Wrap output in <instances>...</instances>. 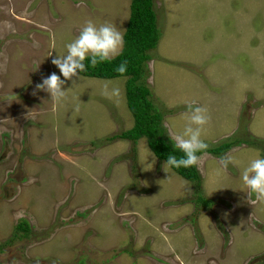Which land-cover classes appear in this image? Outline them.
Here are the masks:
<instances>
[{
	"label": "rangeland",
	"instance_id": "obj_1",
	"mask_svg": "<svg viewBox=\"0 0 264 264\" xmlns=\"http://www.w3.org/2000/svg\"><path fill=\"white\" fill-rule=\"evenodd\" d=\"M129 1L0 0V264H264V201L241 179L264 158V0H153L144 83L162 126L182 132L194 102L201 139L233 142L199 155L208 208L143 137L109 139L133 122L124 76L79 74L60 103L32 94L86 21L123 33ZM19 219L30 233L7 242Z\"/></svg>",
	"mask_w": 264,
	"mask_h": 264
},
{
	"label": "trees",
	"instance_id": "obj_2",
	"mask_svg": "<svg viewBox=\"0 0 264 264\" xmlns=\"http://www.w3.org/2000/svg\"><path fill=\"white\" fill-rule=\"evenodd\" d=\"M128 8V17L122 33L124 38L123 49L112 60L100 63L96 67H91L89 60H85L86 71L80 73V75L97 78L119 76L126 78L124 82L125 103L133 122L129 128L111 135L109 139H127L134 143L137 139L143 137L156 159L166 162L169 154L177 156L183 154L174 148V142L161 124V114L147 98L149 89L144 83L145 62L149 59L147 51L155 47L159 38L153 0H130ZM123 62L127 63V71L125 74L120 75L115 69ZM236 140L237 142L247 141L243 138ZM250 140V145H255L253 139ZM232 143L228 140L217 145L208 146L206 153L219 156L228 150ZM202 153H197V155ZM171 169L191 182L193 197L190 200L195 212L208 208L213 204V200L203 194L201 177L197 167ZM12 229L7 242L12 241L17 236L26 237L30 233V226L25 219H19Z\"/></svg>",
	"mask_w": 264,
	"mask_h": 264
},
{
	"label": "clouds",
	"instance_id": "obj_3",
	"mask_svg": "<svg viewBox=\"0 0 264 264\" xmlns=\"http://www.w3.org/2000/svg\"><path fill=\"white\" fill-rule=\"evenodd\" d=\"M124 46L123 34L114 25L104 23L97 26L92 20L86 21L78 36L66 45V53L52 59L60 72H55L42 78V82L36 84L33 95L37 91L47 92L54 102L60 103L66 97V90H63L65 81L78 78L79 74L86 71L85 60H89L91 67L110 61L116 57ZM117 73L123 75L127 71V63L123 62L115 69ZM61 76L64 79H61ZM105 96L118 97L119 88L108 91L105 85L103 93ZM187 123L182 132H170L169 137L174 142V148L183 155L177 156L169 154L165 164L169 168H190L199 167L202 157L197 153L206 154L208 145L201 139L202 130L210 121L207 109L195 103L187 104ZM76 110H79L77 106ZM230 156H222L219 160L223 169H227L232 163ZM241 179L248 188V200L251 204L264 201V158L253 159L242 171ZM254 197V198H253ZM24 213H17L18 217H23Z\"/></svg>",
	"mask_w": 264,
	"mask_h": 264
}]
</instances>
